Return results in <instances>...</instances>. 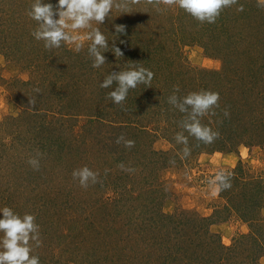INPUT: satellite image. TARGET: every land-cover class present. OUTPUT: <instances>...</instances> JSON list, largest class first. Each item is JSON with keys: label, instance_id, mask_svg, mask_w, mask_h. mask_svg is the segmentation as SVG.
Wrapping results in <instances>:
<instances>
[{"label": "rangeland", "instance_id": "374dc122", "mask_svg": "<svg viewBox=\"0 0 264 264\" xmlns=\"http://www.w3.org/2000/svg\"><path fill=\"white\" fill-rule=\"evenodd\" d=\"M51 3L55 5L56 0ZM116 3L126 4V8L114 7L100 26L110 48L104 54L106 64L93 69L87 54L89 41L83 42L84 48L78 53L71 46L47 50L43 42L35 41L30 35L35 28V22L26 15L30 0H0V206L36 216L42 245L34 249V254L40 256L41 264H162L164 261L165 256L160 252L163 245L159 249L154 244L160 235L152 233L151 227L133 241L132 230L124 228L120 234L112 235L110 226L127 223L129 217L115 220L112 213L108 214L109 210L82 214L88 196L80 187L79 198L74 202L69 199V176H72L69 168L75 170L78 165H84L85 158L91 155L85 154L94 152L98 144L99 148L104 137L121 135L111 125L127 118L119 113L121 109L126 113L131 110L130 96L134 99L137 95L143 100L147 96L149 108L136 109L135 119L140 125H147L151 118L156 121L147 125L155 133L153 149L173 152L163 128L173 127L171 115H177L176 109L171 107L173 110L165 112L162 106L169 96L165 98L166 92L153 95L150 89L177 86L185 78L189 89L183 96L199 91L203 82L216 92L226 82L235 88L252 89V99L258 97L262 101L258 95H264V7L260 6V0H237L231 8L224 9L222 16L237 17L243 24L241 31L236 24L227 28L226 36L222 34L217 42L209 24H201L203 30L197 24L194 27L198 21L163 0H116ZM240 5L242 12L237 11ZM182 19L184 34L176 33ZM116 21L125 26L123 34L115 33V26H119ZM132 33L136 34L137 44ZM114 41L119 48L121 41L131 43L126 50L129 53L121 51L123 56L115 57L111 49ZM139 42L146 45L151 61L136 60L141 50L137 46ZM222 45L225 47H217ZM134 61L151 69L154 79L150 86L141 84L142 88L138 85L130 90L125 104L113 105L107 98L113 89H102L99 83L108 73L124 70ZM159 61L162 65L157 66L161 68L157 73ZM183 62L185 65L181 66ZM207 71L220 73L222 83L208 79L202 73ZM232 97L228 95L225 99ZM30 100L35 101L34 105ZM148 110L157 114L150 115ZM92 116L94 119L101 116L112 123L109 126L104 122L102 127L91 125ZM70 149H80L74 166H70L71 158L65 156ZM177 153L178 150L174 151L164 163L167 166L162 169L164 185L154 197L162 202L165 214L183 213L188 224L190 219L193 223L190 213L211 218L226 206L222 192L212 196L206 184V179L219 169L233 172L243 163L254 176L264 178V149L259 146L242 145L234 152H193L184 160ZM30 158L39 160L38 169L28 164ZM75 204L79 211L72 208ZM262 213L264 216V209ZM222 217L227 219L225 214ZM229 219L214 231L220 234L225 246L232 247L237 237L249 233V227L235 214ZM143 224L142 219L139 225ZM138 239L141 241L137 243ZM149 239L151 244H147ZM147 246L151 247L152 256L148 261L142 254ZM260 262L264 264V257Z\"/></svg>", "mask_w": 264, "mask_h": 264}, {"label": "trees", "instance_id": "16d2710c", "mask_svg": "<svg viewBox=\"0 0 264 264\" xmlns=\"http://www.w3.org/2000/svg\"><path fill=\"white\" fill-rule=\"evenodd\" d=\"M233 17L228 18L220 15L215 24H209L216 33L214 36L215 42L221 40L222 34H227V28L229 29L233 24H236L238 30L240 29L241 31L240 25L243 22L236 20L237 17ZM226 20H229V22ZM184 22L183 19L178 22L177 26L180 31L175 28L176 33L184 34ZM116 24L125 27L119 21H116ZM196 24V27L200 26L201 30L205 28L199 22H195L194 27ZM132 38L134 39V44H137L138 40L135 33H132ZM209 40L211 39L209 38ZM129 44L131 45V43L123 42L120 50L129 53L126 51L130 46ZM137 46L141 50L136 56L138 57L136 60L145 59L151 61L148 56L151 53H147L146 45L139 42ZM217 47L224 48L225 46ZM205 48L207 49L208 47ZM139 62L134 61V63ZM160 65H162V61L157 63L155 72H160L161 68H157ZM183 65H185L184 62L181 66ZM202 73L208 79L218 80L219 83L223 81L219 80L220 73L212 71ZM174 80L175 77H172L171 81L174 82ZM202 84L203 87L200 90L216 92V89H211L212 87L210 88L208 84L205 85V82ZM192 85L194 86V84ZM186 86L185 78H183V81L177 86L174 85L158 91L150 89V91L152 92L151 94L155 95L154 93H156L159 96L164 95L166 92L165 98H167L173 94L174 88L178 87L179 91L176 95L183 96L187 88L189 89ZM218 91L220 100L219 107L215 109L216 114L211 117H205L202 122L209 124L213 130L219 131L220 136L210 145H204L189 137L191 153L203 154L208 151L234 152L236 148L242 145L246 147L259 146L264 149V95H258L262 97V101L258 97L252 99V89H248L247 86L241 87V89L235 88L231 83L228 84L226 82L219 87ZM228 95L233 97L227 101L225 98ZM131 97V110L126 113L121 109L119 113L121 114L120 116L125 115L126 119H120L111 125L112 122L106 121L101 116L96 119L92 116L89 123L91 125L100 124L101 127L104 122L106 125H111V128L118 130L126 140L135 141L134 147L126 148L123 142L116 143L117 138L121 135H112L108 139L104 137L101 143L98 139L102 147L99 146L98 148V144L96 149L93 148L95 149L93 150L94 152L85 154L87 156L91 154L88 158L84 157L86 163L77 166L81 168L87 165L94 172H98L97 183L90 184L87 188H82L78 181L73 180L72 176H69V199L74 202L75 199L79 198L80 191H78V187H80L86 193L85 195L88 196V199L83 202L81 209L85 211L82 214H85L86 211L93 213L96 210H109L108 214L112 213L111 217H114L115 220L129 217L127 223H113L110 226L111 229L109 230H111L112 233L110 234L112 235L120 234L125 228L127 231H133V241L136 235L142 237L144 230L149 232L151 227L152 233L160 235L154 244L157 243L156 246L163 245L161 249L159 246L161 255L165 256L162 264H261L260 261L264 257V216L262 213L264 209V178L254 176L243 163H240L233 171L232 188L222 192V196L226 200V206L218 209L215 216L204 218L196 213H190L193 223L190 219L191 224H188V218L183 213L171 216L165 214L162 202L154 196L164 185L162 183L163 170L167 167L164 163L174 151L176 152L183 147L182 145H176L174 140L175 133L182 130L178 125L183 114L176 110L177 115H171L173 127L163 128L168 135L165 136V139L171 143L173 152H158L153 149L155 133L151 132L149 126H147L152 122L156 124V121H151L154 118H151L147 125H140L135 119V116L138 115L136 114L138 113L135 111L136 109L146 111L149 108L147 96L143 97L144 100L137 95L134 99ZM167 100L168 98L164 99L166 104L162 106L165 108V112L170 111L172 107L167 103ZM144 102L147 103L144 104ZM162 107L158 108V110H161ZM225 111L229 113L228 116L224 115ZM147 113L150 115L152 113L154 115L157 114L150 110ZM88 130V128L85 129V131ZM79 153L80 149H70L69 154L65 155L71 158L72 164L70 166H74L78 162ZM81 159H83L82 155ZM121 164L124 165L123 169L120 167ZM128 168L134 169V171H126L125 169ZM73 170L74 168H69V174ZM72 208L79 211L78 204H75ZM223 214L227 215V219L222 217ZM234 214L240 221L248 225L249 233L240 235L236 238L232 247H227L222 243L220 234L214 231V228L221 223L228 222L230 220L229 216ZM142 219L144 224L139 225ZM140 241L141 239H138L136 242ZM143 242L145 243L144 240ZM147 244H151L150 239ZM150 248L148 246L145 247L142 253L146 261L152 258Z\"/></svg>", "mask_w": 264, "mask_h": 264}, {"label": "clouds", "instance_id": "9594fccd", "mask_svg": "<svg viewBox=\"0 0 264 264\" xmlns=\"http://www.w3.org/2000/svg\"><path fill=\"white\" fill-rule=\"evenodd\" d=\"M163 2L175 5L201 24H215L222 11L231 8L237 0H163ZM260 6L264 7V0H260ZM114 7L126 8V4H117L116 0H56V4L53 5L51 0H30L26 15L35 22V28L30 35L35 41L43 42V47L47 50L71 46L73 51L78 53L84 48L83 42L89 41L87 54L91 59V67L99 69L106 64L104 54L110 48L108 37L101 31L100 26ZM243 10V5L237 8V11ZM124 31L123 26H115L116 34H123ZM111 49L115 57L123 56L115 41ZM138 65L142 63L131 62L124 70L108 73L99 83L102 89H113L107 93V98L113 105H122L127 100L130 90L136 89L138 85H151L155 73ZM178 91L179 88L175 87L167 103L183 114L178 125L182 130L175 133L174 140L176 145L183 146L178 149L177 154L184 160L191 155L189 137L204 145H210L219 138V131L213 130L202 120L216 114L220 94L211 90H199L178 96L176 95ZM29 102L32 105L35 103L34 100ZM224 115L228 116L229 113L225 111ZM121 142L126 148L135 145V141L126 140L123 135L116 140V143ZM170 163L175 164V160H171ZM28 164L38 169L39 160L30 158ZM120 167L123 169L124 165L121 164ZM125 170L134 171L131 168ZM98 176L99 173L87 165L72 172L73 180L78 181L82 188L97 183ZM233 176L232 171L223 168L216 171L214 176L206 179L210 194L218 196L221 192L230 190ZM36 220L32 213L21 214L10 206H0V264H41L40 256L34 254V249L42 245L40 225Z\"/></svg>", "mask_w": 264, "mask_h": 264}]
</instances>
